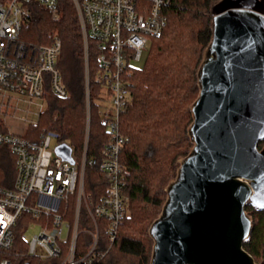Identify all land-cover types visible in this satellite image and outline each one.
Segmentation results:
<instances>
[{
  "label": "built area",
  "instance_id": "2783aa9c",
  "mask_svg": "<svg viewBox=\"0 0 264 264\" xmlns=\"http://www.w3.org/2000/svg\"><path fill=\"white\" fill-rule=\"evenodd\" d=\"M60 0H0V96L17 93L40 100L39 113L46 110L47 83L59 97L68 95L58 61L62 41L53 34L48 42L27 44L21 32L29 15V4L36 3L60 18ZM171 0H74L84 37L86 68V142L80 162L64 159L55 151L61 141L54 129H45L38 140L26 137L6 124L0 126V144L15 156V180L11 188L0 187V264H13L9 251L15 241L14 228L25 217L24 228L40 226L31 238L24 231L27 253L53 264H94L103 252L100 220H105L109 242L115 240L122 220L129 212L125 193L126 169L121 153L126 136L121 115L129 105L130 75L150 47L152 39L166 25L165 7ZM95 59L99 81L98 102L101 122L109 131L100 169L108 180L107 193L95 201L85 189L91 134L90 59ZM55 141V143L53 142ZM75 204L73 219L68 211ZM86 212V217L81 215ZM88 225V226H87ZM81 232L90 238L89 247L80 252Z\"/></svg>",
  "mask_w": 264,
  "mask_h": 264
},
{
  "label": "trees",
  "instance_id": "16d2710c",
  "mask_svg": "<svg viewBox=\"0 0 264 264\" xmlns=\"http://www.w3.org/2000/svg\"><path fill=\"white\" fill-rule=\"evenodd\" d=\"M220 0H171L165 7L166 25L160 36L152 39L143 67H134L130 75L132 98L121 115V130L126 141L121 153L125 166V193L129 212L122 220L117 237L108 240L105 220H100L103 252L94 264H150L154 240L149 227L166 200V187L175 178L181 157L193 146L189 126L193 121L192 103L198 97V67L203 52L212 39L213 18ZM264 10V0H257ZM36 3L29 4L27 33L41 43L53 27L62 41L58 66L68 89L59 97L47 83L48 105L36 125L28 127L26 137L38 140L43 129H54L61 142L69 143L76 160L81 159L86 142V68L84 37L74 0H60L58 21L50 20ZM99 81L95 59H90L91 134L85 171V189L95 201L107 193L108 180L100 169L103 148L109 131L101 122L98 102ZM264 145V139L259 147ZM15 156L6 144H0V187L11 188L15 180ZM253 228L244 247L257 262H264V208L246 206ZM75 204L68 211L73 219ZM86 217V212L81 210ZM24 217L14 228L15 241L9 251L13 264H53L27 253V242L21 239ZM89 236L78 237L80 252L89 247Z\"/></svg>",
  "mask_w": 264,
  "mask_h": 264
},
{
  "label": "water",
  "instance_id": "95a60500",
  "mask_svg": "<svg viewBox=\"0 0 264 264\" xmlns=\"http://www.w3.org/2000/svg\"><path fill=\"white\" fill-rule=\"evenodd\" d=\"M198 69L193 147L150 226V264H264L245 249L248 204L264 208V10L220 0ZM55 151L75 163L67 142Z\"/></svg>",
  "mask_w": 264,
  "mask_h": 264
},
{
  "label": "rangeland",
  "instance_id": "374dc122",
  "mask_svg": "<svg viewBox=\"0 0 264 264\" xmlns=\"http://www.w3.org/2000/svg\"><path fill=\"white\" fill-rule=\"evenodd\" d=\"M38 7L40 9H42V11L47 15V17L50 20H53L51 13H49L43 6L39 5ZM28 27H29V23L26 21V23L23 27V30L21 32L20 38H21V40H24V41H30V42L34 41L35 42V40L33 39V35H31V33H27V31H26L28 29ZM53 34L58 35L57 30L52 27L49 30L48 36L46 38L42 39L41 41L39 40L37 42H48V41H50V38ZM204 53H205V50L203 52V57H204ZM203 57H202V60H203ZM146 59H147V52L145 51L143 54L142 60L138 61L136 63V66L137 67H143ZM202 60H201V62H202ZM201 62H200V64H201ZM200 64H199V66H200ZM198 69H199V67H198ZM39 110H40V100L39 99H30L27 96L20 95L17 93H9L3 97L0 96V117H1V121L2 122L6 121L7 125H9L11 128L13 127L15 131L20 132L21 134L26 135L28 127L30 125L33 126V125H36L38 123L39 116H40ZM6 124H0V126L6 128L5 127V126H7ZM44 130L45 129H43V131ZM53 142L55 143V141H53ZM263 146L264 145H261L260 147H263ZM75 157L77 158L76 155H75ZM182 158L183 157H181L179 159V162L181 161ZM77 162H80V159H78ZM160 213H161V211H160ZM159 214H158V216H159ZM40 229H41V227L37 226L34 228H23V231L27 235L28 238H31L35 233H38L40 231ZM149 229H150V227H149Z\"/></svg>",
  "mask_w": 264,
  "mask_h": 264
}]
</instances>
